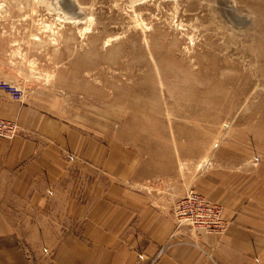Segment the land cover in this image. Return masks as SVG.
I'll return each instance as SVG.
<instances>
[{
  "label": "rangeland",
  "instance_id": "obj_1",
  "mask_svg": "<svg viewBox=\"0 0 264 264\" xmlns=\"http://www.w3.org/2000/svg\"><path fill=\"white\" fill-rule=\"evenodd\" d=\"M0 72L23 100L39 87L68 120L110 122L149 189L264 175V0H0ZM34 213L0 193V232L29 243Z\"/></svg>",
  "mask_w": 264,
  "mask_h": 264
},
{
  "label": "crops",
  "instance_id": "obj_2",
  "mask_svg": "<svg viewBox=\"0 0 264 264\" xmlns=\"http://www.w3.org/2000/svg\"><path fill=\"white\" fill-rule=\"evenodd\" d=\"M0 81L17 84L1 72ZM0 118L19 125L12 139L0 137V193L31 208L24 221L36 224L29 243L0 232V264H264L261 171L219 165L191 178L228 224L190 230L171 215L182 193L149 189L142 155L110 122L68 120L39 87L21 102L0 88Z\"/></svg>",
  "mask_w": 264,
  "mask_h": 264
},
{
  "label": "built area",
  "instance_id": "obj_3",
  "mask_svg": "<svg viewBox=\"0 0 264 264\" xmlns=\"http://www.w3.org/2000/svg\"><path fill=\"white\" fill-rule=\"evenodd\" d=\"M0 88L16 102H21L24 91L16 84L0 81ZM19 131V125L9 119L0 118V137L12 139ZM171 212L177 226L190 230L201 229L206 233H219L226 229L228 221L220 203L209 200L188 188L172 202Z\"/></svg>",
  "mask_w": 264,
  "mask_h": 264
},
{
  "label": "bare ground",
  "instance_id": "obj_4",
  "mask_svg": "<svg viewBox=\"0 0 264 264\" xmlns=\"http://www.w3.org/2000/svg\"><path fill=\"white\" fill-rule=\"evenodd\" d=\"M65 4V3H64ZM68 4V3H67Z\"/></svg>",
  "mask_w": 264,
  "mask_h": 264
}]
</instances>
